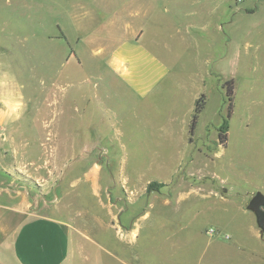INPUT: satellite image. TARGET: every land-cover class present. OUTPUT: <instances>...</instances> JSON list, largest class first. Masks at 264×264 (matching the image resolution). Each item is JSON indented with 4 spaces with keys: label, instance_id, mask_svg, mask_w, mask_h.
Wrapping results in <instances>:
<instances>
[{
    "label": "rangeland",
    "instance_id": "obj_1",
    "mask_svg": "<svg viewBox=\"0 0 264 264\" xmlns=\"http://www.w3.org/2000/svg\"><path fill=\"white\" fill-rule=\"evenodd\" d=\"M128 23L170 72L139 106L130 87L105 80L119 74L105 33ZM0 87L23 104L35 186L59 195L69 221L66 264H264L246 210L250 193L264 195V0H0ZM95 93L124 122L120 134L94 105L78 110ZM58 119L68 161L52 145ZM93 165L96 188L84 179ZM152 181L163 186L146 193Z\"/></svg>",
    "mask_w": 264,
    "mask_h": 264
},
{
    "label": "crops",
    "instance_id": "obj_2",
    "mask_svg": "<svg viewBox=\"0 0 264 264\" xmlns=\"http://www.w3.org/2000/svg\"><path fill=\"white\" fill-rule=\"evenodd\" d=\"M131 25L128 23L117 35L107 31L105 33L104 48L108 52V63L119 73L116 76L105 77V80H120L121 84L130 87L140 99L139 106L170 72L160 54L147 47L145 31ZM106 97H108L106 94L99 96L97 93L89 98L82 97L83 100H87L83 108L78 110H82L83 113L89 109L92 111L91 106L94 105L100 115L102 112L108 113L110 122L116 125L115 130L120 134L124 122L120 117L112 116L111 111L103 107L106 104ZM14 101L10 87H0V132H7L6 136L2 133L5 136V143L0 137V264H66L70 253V224L61 217L63 208L59 205V195L55 191L49 193L48 186L44 187L45 191L35 186L34 180H39L35 179L28 166L33 163L29 159L31 154L29 148L34 142L26 135L27 127L18 124V119L7 116ZM60 114L63 120L65 111L62 110ZM78 117V123L86 119L82 113ZM63 123L58 119L56 143L52 145L58 147L57 158L68 161L61 155L62 142L65 138ZM79 129L80 126L76 131ZM142 137L143 135H140L139 139ZM191 138L193 137L188 141ZM35 145L42 147L47 144L40 140ZM93 145L95 146V139ZM39 167L42 165H37L36 169ZM98 171V167L93 165L84 173V179L88 180L93 188H96ZM262 171L264 174V169ZM56 177L54 176V179L59 180ZM44 181L47 182L45 179ZM58 183L59 181L56 187ZM145 184L139 194L144 193ZM262 186L264 185L256 186L255 189L263 188ZM45 192L50 196L52 194V197L49 195L45 197ZM256 227L255 224L254 233L259 236ZM138 231V228L131 229L127 234L128 240L136 239Z\"/></svg>",
    "mask_w": 264,
    "mask_h": 264
},
{
    "label": "trees",
    "instance_id": "obj_3",
    "mask_svg": "<svg viewBox=\"0 0 264 264\" xmlns=\"http://www.w3.org/2000/svg\"><path fill=\"white\" fill-rule=\"evenodd\" d=\"M228 95L229 96L232 95V90L230 88L228 89ZM204 103H205V97L203 94H201L198 97V99L196 100L194 114L192 115V118H191L190 127H189L190 137L193 135V131H194L196 123H197L198 114L204 108V105H205ZM231 110H232V104L230 103V105L228 107V116L230 115ZM227 129H228V125H227V121L225 120V121H223V123L221 124V126L218 129V140H219L220 144H224L226 142ZM162 186H163V184L158 183L156 181H152L147 185L146 193H150L152 191H157Z\"/></svg>",
    "mask_w": 264,
    "mask_h": 264
},
{
    "label": "water",
    "instance_id": "obj_4",
    "mask_svg": "<svg viewBox=\"0 0 264 264\" xmlns=\"http://www.w3.org/2000/svg\"><path fill=\"white\" fill-rule=\"evenodd\" d=\"M246 209L250 211L255 218V224L261 233L264 232V195L261 192H255L249 199Z\"/></svg>",
    "mask_w": 264,
    "mask_h": 264
},
{
    "label": "clouds",
    "instance_id": "obj_5",
    "mask_svg": "<svg viewBox=\"0 0 264 264\" xmlns=\"http://www.w3.org/2000/svg\"><path fill=\"white\" fill-rule=\"evenodd\" d=\"M22 109H23V104L17 101L16 103L10 106L7 116L13 119H19V116L22 113Z\"/></svg>",
    "mask_w": 264,
    "mask_h": 264
}]
</instances>
